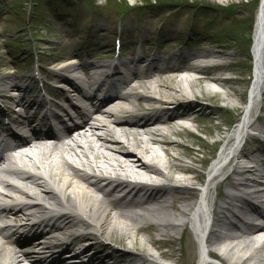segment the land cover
<instances>
[{
    "label": "bare ground",
    "instance_id": "1",
    "mask_svg": "<svg viewBox=\"0 0 264 264\" xmlns=\"http://www.w3.org/2000/svg\"><path fill=\"white\" fill-rule=\"evenodd\" d=\"M202 1L212 6L219 4V0ZM229 3L235 4L232 0ZM131 29L127 27V30ZM217 43L213 39L205 40L203 46L208 49L204 52L193 51L185 55L175 53L164 59L166 68L150 63L146 72L139 75L136 84L127 89L128 93L119 94L117 100L110 99L109 104L97 113L107 119H112L115 113L126 114L132 121L131 125L144 128L142 133L124 129L116 131L106 121L91 122L94 121L93 116L84 108L88 101L78 99L72 104V110L75 115L86 120V129L89 128V131L76 136L72 134L64 141L54 140L49 148L39 138L34 145L28 144L20 149V154L30 157L32 164L50 169V176L63 192L66 205L43 179L32 177V184L42 192L44 199L53 201L55 210H68L69 213L61 211L58 216L50 218L55 220L52 223L54 226L49 229L44 221L37 219V215L45 209L40 204L33 206L31 215L24 214L25 208L21 205L1 206L0 220L12 218L16 226L8 224L5 229H0V264H86L81 260L84 254L79 256L75 252L79 244L84 242L91 245L92 254L88 264H160L155 258L164 259L168 264H209L210 257L220 259L223 264H264V208L259 205L264 198V150L257 149L242 155L252 165L241 173L240 169H233L232 174L228 175L232 164H227L249 128L264 136V100L261 99L264 94L261 84L264 79V0L257 14L254 47L261 81L254 84L244 120L231 135L226 126L243 114L250 75L248 62L242 65L232 60L242 55L249 59L250 54L246 51L229 53L227 46ZM197 60L214 61L200 67L192 64ZM73 61L74 58L66 59L65 65ZM152 71L159 75L155 76ZM198 72L204 76L192 75ZM223 73L239 77L225 80L221 76ZM208 81L221 85L224 92L205 84ZM0 85L5 86L3 94H9L14 86L20 87L18 79L9 75L0 78ZM201 85H204L205 92L200 91ZM141 91L152 95L142 100ZM29 99V96L23 95L15 104L24 110V119L17 121V124L23 121L25 125L31 126L27 133L28 138H31L45 132L41 126L32 125L35 116L28 113L29 110L34 112L36 106L38 110L41 109L43 104L36 99H30L27 104L22 102ZM70 99L67 95L65 103L69 104ZM222 99L227 101V110L218 106ZM204 102L211 104L208 107ZM110 107V110H106ZM145 107L149 111L144 114L141 110ZM259 110L262 114L256 119ZM226 114L228 120L224 117ZM71 118L75 120V116ZM178 120L186 121V127L177 124ZM46 121L47 116L43 115L41 122ZM0 126L8 131V125L2 120ZM155 126L160 127L149 129ZM192 128H196L205 138L192 131ZM72 131L69 130V133ZM17 133V130H12L13 137L10 138L19 136ZM173 137L188 140L179 142L174 141ZM83 139L87 147L81 145ZM221 144L224 145L217 157V149ZM34 148H44L37 152V158H31L29 154L34 153ZM145 156L163 165L164 170L149 166L144 161ZM186 159L189 163H186ZM214 159V163L209 165ZM12 160L11 156L2 157L0 174L6 173L3 166ZM77 162L99 170L129 173L136 177L155 174L162 183L149 188L110 183L112 189H105L80 171L73 170L69 174L63 171L64 167L72 169L73 163ZM246 175L253 178L249 179L251 177ZM224 176L226 179L220 181ZM173 182H181L186 187L205 184V188L200 195L197 191H190V188H177ZM0 185L15 191L19 198L27 196L24 189L4 178H0ZM116 193L122 195L115 198ZM233 208L237 209L243 220L228 218ZM72 213L82 226L94 228L98 235L120 246L119 250L109 249L98 242L97 236L93 234L76 236L78 224L70 215ZM253 214L260 216L263 220L261 224L247 223L255 218ZM189 225L197 242L188 229ZM51 229L53 241L44 240L49 238L44 235L45 232ZM55 234L69 236V240ZM34 238L39 240L33 241ZM24 244H29L36 254L22 253ZM68 255H71L70 259L66 258ZM111 260L114 262L110 263Z\"/></svg>",
    "mask_w": 264,
    "mask_h": 264
},
{
    "label": "rangeland",
    "instance_id": "2",
    "mask_svg": "<svg viewBox=\"0 0 264 264\" xmlns=\"http://www.w3.org/2000/svg\"><path fill=\"white\" fill-rule=\"evenodd\" d=\"M43 2V8L42 3ZM65 0H60V2L64 3ZM78 2L77 0H68ZM88 1V0H85ZM140 1V0H135ZM142 1V0H141ZM183 1V0H181ZM189 3H192V0H185ZM229 0H219V4L222 7L227 6ZM234 2H241V8L237 9L239 13H245L247 15L252 16L255 12L257 0H247L248 5L244 2V0H232ZM99 2V3H98ZM97 3L101 4L103 1L99 0ZM199 2V1H197ZM61 3L55 2H47L46 0H0V78L6 75H15L18 76H28L30 71L29 67L32 63L31 55L29 52L31 50L28 47L27 43L31 39L36 43H39L40 48L45 51L46 55H44L45 62L51 63L60 59H64L65 57H69L70 54H80V57H88L86 61H89L92 65L95 64H106L108 58L109 49L101 50L99 48H93L90 46H85L80 51H75L77 45L80 44V40L82 37H87L90 35L94 36V32L96 30L101 29L97 27V23H103L104 26L110 27L109 32L111 35H107L113 37L116 32V27L118 24L122 26L125 25V21L122 13L115 12V8L113 6H106L104 9L98 12L96 19L97 21L94 24L86 22V18L81 12H77L74 9L70 11L68 9L62 8L60 6ZM207 4V2H204ZM211 4V3H208ZM238 4V3H237ZM65 6V5H64ZM73 6V4L71 5ZM236 7V6H235ZM238 7V6H237ZM200 7H182V6H169L165 8L166 20H165V31H171L172 35L164 34L162 38H159L160 49H152V52L162 53L165 55H171L174 52H180L182 54H186L192 51L198 50L199 39L194 38L195 35L197 37V32H202L204 35L212 34L210 30L213 31L214 34L218 36V42L221 43L222 46H227L228 52H239L243 51L246 48V37L242 32V28L240 25V19H237L234 25L227 24L221 21L220 18H214L209 16L210 12H205L204 15H208V18L205 20H196L191 23L187 13H203V10L200 11ZM68 10V12L66 11ZM37 16H36V13ZM67 12V13H66ZM171 12H177V15L172 16ZM117 13V14H116ZM134 14L133 17H135ZM164 15H160V17H156L153 19L151 17L152 14H146L145 20L143 23L146 24V28H152L154 34L156 31L162 26V22L160 23L162 17ZM214 18V19H213ZM35 19V24H38L39 27L31 28L32 35L28 32V24H33ZM71 21H77L78 26L80 28H84L81 32L72 31L68 28ZM130 22V21H129ZM211 22L210 24H208ZM107 24V25H106ZM12 25H18V29L12 30ZM90 28V32L87 33L86 29ZM40 30H43L42 32ZM70 30V31H69ZM105 30V28H103ZM184 30V32H182ZM86 33V35H82V33ZM81 33V34H79ZM124 34V39H129L131 36L128 32ZM150 33L151 30H150ZM183 34L181 39L179 40V35ZM194 35L193 38L189 41L188 35ZM177 37L176 40L172 43L170 49L168 44L165 43L168 37ZM97 37V36H96ZM155 37V36H153ZM166 38V39H165ZM154 44H156L157 38H154ZM178 43V44H176ZM83 43L80 44V46ZM195 44V46H194ZM191 46V47H188ZM44 46V47H43ZM169 49V50H168ZM206 50V48H205ZM200 52H204V50H198ZM239 59L241 62H246L245 58H234L233 61ZM85 60V59H84ZM21 71V73H20ZM241 72V70H239ZM49 77L50 74L47 73ZM237 76V75H235ZM53 84V83H52ZM204 85H201L200 91L205 92ZM202 89V90H201ZM197 90V93H200ZM220 103H227L225 99H222ZM182 141H187L186 139ZM154 148V147H153ZM158 152V150H156ZM159 153V152H158Z\"/></svg>",
    "mask_w": 264,
    "mask_h": 264
}]
</instances>
